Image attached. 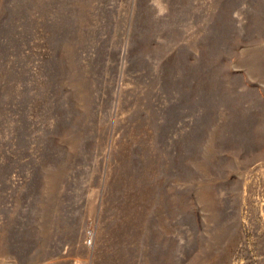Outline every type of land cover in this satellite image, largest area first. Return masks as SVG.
Returning a JSON list of instances; mask_svg holds the SVG:
<instances>
[{"label": "rangeland", "instance_id": "1", "mask_svg": "<svg viewBox=\"0 0 264 264\" xmlns=\"http://www.w3.org/2000/svg\"><path fill=\"white\" fill-rule=\"evenodd\" d=\"M0 264H264V0H0Z\"/></svg>", "mask_w": 264, "mask_h": 264}]
</instances>
